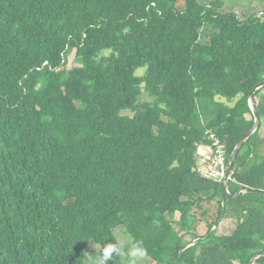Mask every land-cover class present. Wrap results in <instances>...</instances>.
<instances>
[{
	"label": "trees",
	"instance_id": "trees-1",
	"mask_svg": "<svg viewBox=\"0 0 264 264\" xmlns=\"http://www.w3.org/2000/svg\"><path fill=\"white\" fill-rule=\"evenodd\" d=\"M227 2L0 0V264H96L107 242L130 264L120 225L157 264L264 251L261 121L228 193L196 170L212 134L230 162L264 80V10Z\"/></svg>",
	"mask_w": 264,
	"mask_h": 264
},
{
	"label": "rangeland",
	"instance_id": "rangeland-1",
	"mask_svg": "<svg viewBox=\"0 0 264 264\" xmlns=\"http://www.w3.org/2000/svg\"><path fill=\"white\" fill-rule=\"evenodd\" d=\"M225 11H236L238 14H240L241 17H246L249 14V11L251 10L252 15L258 16L262 15L261 12L264 10V3L260 2L259 0H228L227 5L224 7ZM80 61L79 58L76 55V52L73 51L69 55V63L68 67H73L76 65H79ZM144 68H140L137 72L140 74H143ZM153 98H151L147 93H144L141 97V101H150ZM222 100L230 105H233L235 101L229 103L226 99L222 98ZM125 114H130L129 111L125 112ZM261 123L264 126V116L261 118ZM261 134L264 132L263 128L260 130ZM229 166V164H228ZM224 183V182H222ZM199 233L204 234L206 232V225L203 223L199 229ZM114 233L116 234L120 244L126 248L127 251H129L134 245L131 236L126 231V228L123 225H120L114 229ZM145 252V251H144ZM89 259L96 261L95 257L90 256ZM142 264H157L146 252L144 256L139 260ZM255 264V263H254Z\"/></svg>",
	"mask_w": 264,
	"mask_h": 264
},
{
	"label": "built area",
	"instance_id": "built-area-1",
	"mask_svg": "<svg viewBox=\"0 0 264 264\" xmlns=\"http://www.w3.org/2000/svg\"><path fill=\"white\" fill-rule=\"evenodd\" d=\"M196 157V170L202 177L216 182H225L228 176L227 170L229 164L227 149L215 134L211 135L210 143L198 145Z\"/></svg>",
	"mask_w": 264,
	"mask_h": 264
},
{
	"label": "water",
	"instance_id": "water-1",
	"mask_svg": "<svg viewBox=\"0 0 264 264\" xmlns=\"http://www.w3.org/2000/svg\"><path fill=\"white\" fill-rule=\"evenodd\" d=\"M264 86V80H262L261 82H259L255 87L254 89L251 91L250 93V105H251V108H252V111L254 113V116H255V123L254 125L240 138V140L238 141L236 147H235V150L233 151L232 153V156H231V159H230V162H229V166H228V176L224 182V191L228 193V183H229V180H230V177L233 173V167L235 165V161H236V157L237 155L239 154L240 152V149L241 147L243 146L244 142L259 128V125H260V121H261V118H260V115H259V112H258V109H257V105H256V100H255V97H254V93L257 89L261 88ZM245 192H261L264 194V191L262 190H258V189H253V188H248ZM191 244L187 245L185 248H187L188 246H190ZM183 248V250L185 249ZM183 250L181 251V253L183 252ZM182 254H180L181 256ZM264 255V251L259 253L257 256H255L254 258H252L250 264H254L256 259L260 256H263Z\"/></svg>",
	"mask_w": 264,
	"mask_h": 264
},
{
	"label": "clouds",
	"instance_id": "clouds-1",
	"mask_svg": "<svg viewBox=\"0 0 264 264\" xmlns=\"http://www.w3.org/2000/svg\"><path fill=\"white\" fill-rule=\"evenodd\" d=\"M121 247L116 242L104 243V247L96 264H109L114 255H123ZM145 252L139 244L134 245L129 251L130 264H139V260L144 256Z\"/></svg>",
	"mask_w": 264,
	"mask_h": 264
}]
</instances>
